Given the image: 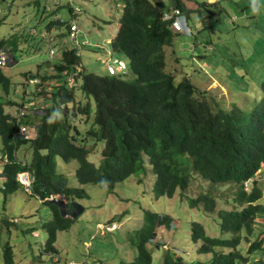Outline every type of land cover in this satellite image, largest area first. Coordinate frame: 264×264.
<instances>
[{
  "label": "trees",
  "instance_id": "1",
  "mask_svg": "<svg viewBox=\"0 0 264 264\" xmlns=\"http://www.w3.org/2000/svg\"><path fill=\"white\" fill-rule=\"evenodd\" d=\"M120 1L123 10L111 47L128 60L133 79L79 70L74 78L75 88H68L66 83L74 72L73 67L79 65V55L74 48H64L60 63L54 66L58 81L51 90L47 107L39 110V121L33 126L31 121L24 120L26 116L21 121L29 130L34 128L33 139L20 137L15 118L5 111L19 104L7 98L11 83L0 67L3 195L6 197L23 188L17 180L19 174H30L32 195L48 205L51 212L50 222L43 224L47 234L44 247L46 252L54 253L57 233L70 228L84 210L77 201L87 198L81 187L67 185L59 172V163L76 162L78 184L96 185L108 194H113L115 186L132 175H140L138 182L141 183L150 168L153 197L171 198L176 190L185 193L194 175L207 186L204 192L189 198L188 205L202 207L205 213L215 212L218 186L233 184V208L217 214L220 233L228 237H209L201 224L191 222L189 239L200 244L196 250L199 255L209 256L205 264H253L254 261V264H264L261 258L250 261V255L256 252L264 255V237L258 233L252 237L255 219L264 214L263 206L257 203L261 190L255 180L264 165V82L260 85V101H255L251 112L238 107L221 108L205 92L197 90L196 93L185 78L175 83L173 76L165 71L164 52V47L171 46L175 33L171 31L170 21L164 20L163 9L150 0ZM171 2L186 17L193 12L181 0ZM61 8L57 4L47 14L53 16ZM65 8L70 19L56 20L45 26L46 30L58 24L65 25L69 31L74 13L72 7ZM43 9L46 12L45 5ZM18 41L19 38L16 41L13 37L0 38V49L13 51ZM74 89L94 102L93 128L83 134L74 122L88 121L90 108L88 103L75 100ZM89 141L102 144L98 165L87 159L94 148L86 147ZM22 145L30 150L29 163L16 156ZM246 182L250 183L248 192ZM5 223L7 227L10 224ZM159 228H173L171 219L144 210L140 226L127 232L125 237L126 243L135 250L134 259L115 264H153L148 245L157 237ZM242 241L246 242L244 253L239 250ZM3 264H14L8 243L3 248ZM162 264L189 263L166 255Z\"/></svg>",
  "mask_w": 264,
  "mask_h": 264
},
{
  "label": "rangeland",
  "instance_id": "2",
  "mask_svg": "<svg viewBox=\"0 0 264 264\" xmlns=\"http://www.w3.org/2000/svg\"><path fill=\"white\" fill-rule=\"evenodd\" d=\"M150 1L165 13H170L172 9L171 0ZM56 2L63 8L50 16L43 9L45 0H0V38L8 40L13 37L15 41L19 38L15 50L8 49L6 52L7 62L1 67L11 83L7 98L19 105L7 107L5 111L21 120L18 109L26 104L29 109L24 120L31 121V126L39 121V110L47 107L51 90L58 81L54 66L60 63V52L64 48H74L79 55V65L73 67L74 72L67 80L68 88H75L74 78L79 70L105 75L109 72L108 65L122 63L124 66V73H108L110 76L125 80L134 77L128 60L111 47L123 10L120 0ZM183 2L193 12L189 17L184 15L185 30L177 32L170 27L175 35L171 46L164 47L166 73L173 76L175 83L184 78L189 80L196 93L197 90L205 92L209 100H215L223 109L238 107L251 112L255 101H260V85L264 82V0ZM202 4L205 5L200 6ZM67 6L75 12L72 25L76 28L77 36L71 37V31L68 34L65 25L55 24L46 30L45 26L56 20L70 19L65 8ZM198 6L200 9L197 11ZM33 29L37 30L34 34ZM50 51H53L52 55ZM42 78L47 79L42 81ZM74 96L75 100L88 103L90 108L88 121L74 122L78 132L83 134L85 130L93 128L94 102L80 91L75 92V89ZM34 109L37 112L33 114ZM33 130L31 128L30 133L25 135L27 139L36 136ZM92 146L93 151L87 159L98 165L102 144L92 141L86 144L87 148ZM30 155L27 145H22L16 152L17 158L26 163H29ZM76 168V162L58 165L67 185L81 187L87 194V198L77 201L84 210L68 230L57 233L53 245L55 252L49 253L45 251L47 234L43 229V224L51 220L48 205L42 204L32 193H24L23 188L5 197L1 191L3 165L0 162V264H3L6 243L12 248L14 264L131 262L135 250L126 243L125 237L127 232L140 226L144 210L167 215L173 226L157 230V240L166 244V248H157V241L148 245L153 264H162L166 255L173 259L179 257L189 264L206 263L209 256L199 255L196 250L200 244L189 239L191 222L201 224L209 237H228L220 233L217 214L220 210L233 208V184L218 186L215 212L205 213L202 207L190 208L188 205V199L204 192L207 186L206 182L194 175L185 193L176 190L171 198H154L150 168H147L141 183L138 182L140 175H132L117 184L113 194L92 184L80 186L75 176ZM245 189L247 192L250 190L249 184L245 185ZM6 221L10 223L8 227ZM260 231L263 233L264 229ZM257 233L253 234V239ZM245 245L246 242L242 241L239 246L243 253ZM258 258L264 263V255L258 252L250 255L251 262Z\"/></svg>",
  "mask_w": 264,
  "mask_h": 264
},
{
  "label": "built area",
  "instance_id": "3",
  "mask_svg": "<svg viewBox=\"0 0 264 264\" xmlns=\"http://www.w3.org/2000/svg\"><path fill=\"white\" fill-rule=\"evenodd\" d=\"M58 3L56 2V0H45V10L46 12H50L52 11V8L54 6H56ZM53 5V7H52ZM77 9H75L76 11ZM73 13L75 14L74 10H73ZM172 16H175L177 17L176 18V21L172 23V26L173 28L176 30V31H182V30H185V25H184V22H183V17L182 15L177 11V10H173V13L171 15H166L164 17L165 20H169L172 18ZM73 21H71L70 23V30L68 31V34L70 33L71 31V34L70 36L71 37H74V35L77 34V31H76V28L75 26L72 25ZM35 31L37 32V30L33 29L32 33L34 34ZM77 36V35H76ZM50 54L52 55L53 54V51H50ZM6 62H7V53L0 49V67L6 65ZM107 70L109 71L108 73L111 74V75H115L116 73H124L123 70H124V66L123 64L121 63L120 65H108L107 66ZM25 107H23L22 109H20L19 113H20V116L23 118L24 115H25ZM21 118V119H22ZM16 121V124L18 125V128H19V135L20 136H25V135H28L30 133L29 131V127L28 126H25V125H22L20 123V119L18 117H16L15 119ZM31 177L28 176L27 173H22V174H19L17 176V180L18 182L22 185L23 189H24V192L26 194H30L31 193V188H30V185H31ZM249 184L250 186V183L249 182H246L245 185ZM157 241V243H160L162 245L163 248H166V244L162 243L160 240H153L152 242H155Z\"/></svg>",
  "mask_w": 264,
  "mask_h": 264
},
{
  "label": "crops",
  "instance_id": "4",
  "mask_svg": "<svg viewBox=\"0 0 264 264\" xmlns=\"http://www.w3.org/2000/svg\"><path fill=\"white\" fill-rule=\"evenodd\" d=\"M181 2L184 4L183 0H181ZM168 14H170V13H168ZM255 180H256V186L259 187V189L261 190V199L257 203L262 205L264 208V198H263L264 197V193H263V191H264V165H262V167L258 171V173L255 177ZM256 229H257V231H255ZM259 229L260 230L264 229V214L259 215V217H257L255 219V227H254V232H259L260 235H262L264 237V232L262 233ZM245 248H246V245H245Z\"/></svg>",
  "mask_w": 264,
  "mask_h": 264
},
{
  "label": "clouds",
  "instance_id": "5",
  "mask_svg": "<svg viewBox=\"0 0 264 264\" xmlns=\"http://www.w3.org/2000/svg\"><path fill=\"white\" fill-rule=\"evenodd\" d=\"M173 10H177V11L182 15V17H183V22H184V25H185V23H186V22L184 21L185 16H184V15H183L178 9H175V8H173V7H172V9H171V11H170V14L165 13L164 17H165L166 15H171V14L173 13ZM164 17H163V18H164ZM176 18H177V17L172 16L171 19H169V20H165V19H164V20H165V21H170V27L173 28L172 23L176 21ZM173 29H174V28H173ZM174 30H175V29H174ZM175 31H176V30H175ZM177 32H178V31H177ZM179 32H180V31H179ZM174 33H175V32H174ZM126 74H127V73H126ZM110 75H111V74H110ZM23 107L26 108V109H25V113H26V110L29 109V108H27L26 104H25ZM23 107H22V108H23ZM22 108H21V109H22ZM30 109H31V108H30ZM19 110H20V109H19ZM34 110H35V109H34ZM34 110H33V111H34ZM33 111H32V112H33ZM55 115H58V113H55ZM24 116H25V115H24ZM14 118L16 119V117H14ZM23 118H24V117H23ZM23 118H22V119H23ZM22 119H21V121H22ZM21 121H20V123H21ZM15 122H16V121H15ZM21 124H22V123H21ZM22 125H23V124H22ZM17 126H18V125H17ZM25 126H27V125H25ZM28 127H29V126H28ZM18 133H19V131H18ZM19 136H20V135H19ZM20 137H22V136H20ZM25 137H26V136H25ZM25 173H27V172H25ZM27 174H28V173H27ZM28 176H30V174H28ZM30 177H31V176H30ZM35 235H36V234H34V236H35ZM155 239L157 240V237H156ZM155 239H154V240H155ZM158 239H159V238H158ZM153 243H156V241H155V242H152L151 244H153ZM158 245H159L161 248H163L162 245H161L160 243H158ZM57 263H58V262H57ZM58 264H59V263H58ZM71 264H73V263H71Z\"/></svg>",
  "mask_w": 264,
  "mask_h": 264
}]
</instances>
